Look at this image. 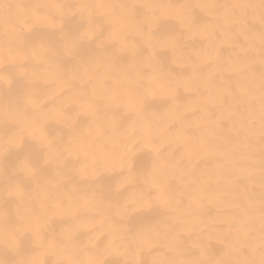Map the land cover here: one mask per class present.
Returning a JSON list of instances; mask_svg holds the SVG:
<instances>
[{"label": "snow or ice", "instance_id": "6c2138e0", "mask_svg": "<svg viewBox=\"0 0 264 264\" xmlns=\"http://www.w3.org/2000/svg\"><path fill=\"white\" fill-rule=\"evenodd\" d=\"M0 264H264V0H0Z\"/></svg>", "mask_w": 264, "mask_h": 264}]
</instances>
